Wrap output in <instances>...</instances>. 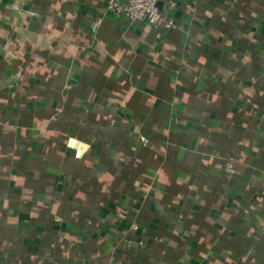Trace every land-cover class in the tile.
Masks as SVG:
<instances>
[{
	"label": "crops",
	"instance_id": "crops-1",
	"mask_svg": "<svg viewBox=\"0 0 264 264\" xmlns=\"http://www.w3.org/2000/svg\"><path fill=\"white\" fill-rule=\"evenodd\" d=\"M104 2L0 0V264H264V0Z\"/></svg>",
	"mask_w": 264,
	"mask_h": 264
},
{
	"label": "built area",
	"instance_id": "built-area-1",
	"mask_svg": "<svg viewBox=\"0 0 264 264\" xmlns=\"http://www.w3.org/2000/svg\"><path fill=\"white\" fill-rule=\"evenodd\" d=\"M107 14L117 18L124 17L129 21L142 20L165 29L175 26L173 16L160 10L156 0H105L102 15L97 17L96 23H101ZM236 163L234 155L227 156L223 162V171L228 178L235 174Z\"/></svg>",
	"mask_w": 264,
	"mask_h": 264
},
{
	"label": "trees",
	"instance_id": "trees-1",
	"mask_svg": "<svg viewBox=\"0 0 264 264\" xmlns=\"http://www.w3.org/2000/svg\"><path fill=\"white\" fill-rule=\"evenodd\" d=\"M117 168V167H116ZM118 169H119V166H118ZM118 169H117V171H118ZM139 178H137V180H136V186L139 188V186H140V180H138Z\"/></svg>",
	"mask_w": 264,
	"mask_h": 264
}]
</instances>
